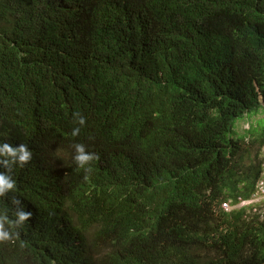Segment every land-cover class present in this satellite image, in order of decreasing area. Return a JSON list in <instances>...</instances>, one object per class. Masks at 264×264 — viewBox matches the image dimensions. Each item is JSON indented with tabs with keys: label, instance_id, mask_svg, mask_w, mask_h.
<instances>
[{
	"label": "trees",
	"instance_id": "trees-1",
	"mask_svg": "<svg viewBox=\"0 0 264 264\" xmlns=\"http://www.w3.org/2000/svg\"><path fill=\"white\" fill-rule=\"evenodd\" d=\"M49 1L0 0V111L46 102L0 264H264V0Z\"/></svg>",
	"mask_w": 264,
	"mask_h": 264
},
{
	"label": "clouds",
	"instance_id": "clouds-1",
	"mask_svg": "<svg viewBox=\"0 0 264 264\" xmlns=\"http://www.w3.org/2000/svg\"><path fill=\"white\" fill-rule=\"evenodd\" d=\"M48 10H52V0L49 1ZM45 105L46 102H41L35 105H11L10 111H0V136H7V138L0 139V201L3 198V195L8 193V191H14V180L19 181L20 176L29 171L32 159L33 161L35 159V153L33 150L27 145L12 138L9 132L15 127L13 125L18 119L23 120L21 125L35 124L38 122ZM79 123L83 126L85 120L81 118ZM79 132L80 128H75L72 135L76 136ZM74 146L76 150V154L73 156L74 162L80 168H84L85 171H91V168L89 167L90 162L98 159V156L95 153L86 151L85 145L82 143H77ZM261 185H263V183H260L259 189L254 198L248 202H242L239 207H243V204L245 203L253 202L258 193H264V185L263 188H261ZM8 205L9 208L4 211V214H0V220H2L11 231L16 233L18 230H23L25 233V230L35 228L40 222V215L38 214L36 207L20 195ZM224 208L228 211L232 209V207L228 205H224ZM10 237L11 236H9L7 231L0 229V240L2 243H5Z\"/></svg>",
	"mask_w": 264,
	"mask_h": 264
},
{
	"label": "rangeland",
	"instance_id": "rangeland-1",
	"mask_svg": "<svg viewBox=\"0 0 264 264\" xmlns=\"http://www.w3.org/2000/svg\"><path fill=\"white\" fill-rule=\"evenodd\" d=\"M242 119H240L237 123L236 126V131L238 133V135H245L246 131L251 128L250 126H254L255 128H257L258 132H260L262 130V128L264 127V113H258L257 116L253 117V118H248L246 117L243 121H241ZM258 120H262L263 125L262 127L258 126L257 121ZM253 127V128H254ZM261 188H263V185H261ZM259 205V207L264 208V193L260 192L257 194V196L255 197V199L253 200V202L251 203H245L243 204L244 206H249V205Z\"/></svg>",
	"mask_w": 264,
	"mask_h": 264
}]
</instances>
